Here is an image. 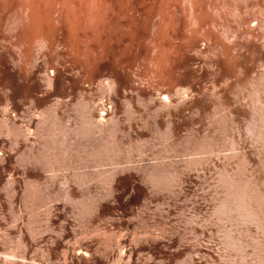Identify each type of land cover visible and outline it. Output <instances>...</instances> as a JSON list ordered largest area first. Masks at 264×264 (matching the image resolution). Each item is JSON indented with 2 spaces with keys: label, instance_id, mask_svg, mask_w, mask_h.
<instances>
[{
  "label": "rangeland",
  "instance_id": "374dc122",
  "mask_svg": "<svg viewBox=\"0 0 264 264\" xmlns=\"http://www.w3.org/2000/svg\"><path fill=\"white\" fill-rule=\"evenodd\" d=\"M155 7L119 45L0 11V264H264V0Z\"/></svg>",
  "mask_w": 264,
  "mask_h": 264
},
{
  "label": "bare ground",
  "instance_id": "6f19581e",
  "mask_svg": "<svg viewBox=\"0 0 264 264\" xmlns=\"http://www.w3.org/2000/svg\"><path fill=\"white\" fill-rule=\"evenodd\" d=\"M155 3L156 0H0V11L48 16L50 23L46 24L53 33L68 31L71 35L70 38L68 35L59 38L56 33L50 41L48 39L53 44L99 41L119 45L140 41L137 37L139 28L149 31L154 27L156 14L162 16V7L157 13ZM80 20L86 23L81 21L85 26L80 27Z\"/></svg>",
  "mask_w": 264,
  "mask_h": 264
}]
</instances>
